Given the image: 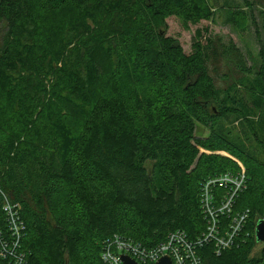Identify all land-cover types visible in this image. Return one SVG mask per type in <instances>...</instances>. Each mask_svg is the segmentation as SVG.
<instances>
[{
  "label": "trees",
  "instance_id": "obj_1",
  "mask_svg": "<svg viewBox=\"0 0 264 264\" xmlns=\"http://www.w3.org/2000/svg\"><path fill=\"white\" fill-rule=\"evenodd\" d=\"M217 7V0H0V183L20 206L26 264H105L104 243L115 235L148 248L176 231L196 241L207 228L201 184L239 169L200 149L243 163L248 184L235 211L251 213L237 247L218 255L204 244L203 263L260 264L264 251L253 253L264 216V43L253 77L236 44L207 25ZM228 13V25L247 19ZM174 20L184 32L196 28L189 52L180 34L169 35ZM224 64L221 86L214 73ZM225 122L240 132L232 138ZM198 129L209 135L198 138ZM249 139L262 155L247 152Z\"/></svg>",
  "mask_w": 264,
  "mask_h": 264
},
{
  "label": "built area",
  "instance_id": "obj_2",
  "mask_svg": "<svg viewBox=\"0 0 264 264\" xmlns=\"http://www.w3.org/2000/svg\"><path fill=\"white\" fill-rule=\"evenodd\" d=\"M247 184L248 175L244 169L211 176L201 184L200 202L207 228L196 241L190 240L184 231H176L163 243L148 248L130 238L115 235L104 243L102 261L123 264L122 255L126 254L139 264H156L164 256L171 257L173 264H204L199 255V248L204 244L213 243L218 255L237 247L251 216L250 210L235 211L236 201ZM20 214L19 204L10 200L0 183V259L9 264H26L22 249L25 225ZM261 220L264 221V216ZM246 236L250 234L246 233ZM254 236L256 239L255 233ZM260 264H264V254Z\"/></svg>",
  "mask_w": 264,
  "mask_h": 264
},
{
  "label": "rangeland",
  "instance_id": "obj_3",
  "mask_svg": "<svg viewBox=\"0 0 264 264\" xmlns=\"http://www.w3.org/2000/svg\"><path fill=\"white\" fill-rule=\"evenodd\" d=\"M229 6V10L225 9L226 4ZM218 4V12L215 23H207V25L211 28L210 30L213 34L220 36L223 40V43L228 44L230 41L234 42L236 46L242 52L243 58L245 59V63L247 67L252 69L253 77L255 74L261 69L263 64L262 58V46L264 43V0H217ZM226 5V6H227ZM227 6V7H228ZM245 12L247 19L242 24L241 27H235L234 25H228L227 19L229 17L228 12ZM170 31L169 35L180 34L181 44L186 52H189L192 48L193 40H194V32L196 28H192L190 32H184L179 24L174 20L169 22ZM5 26L0 28V38L3 36V29ZM217 65V64H216ZM230 68L227 65H223L220 67L218 73H214L216 80L219 85L225 86L226 83L223 79L225 74H228ZM233 74L231 81L239 86V89L243 92L242 95L249 101L250 94L241 84L240 75L232 72ZM225 130L232 131V138L235 137L236 134L240 132L239 124L233 122H225L224 125ZM209 134L207 131L202 129H198L197 137L205 138ZM231 139V138H229ZM244 146L249 153H254L262 155L261 148L257 145V143L253 139L243 140ZM201 154H218L224 157H227L233 160L238 165L239 170H246L243 163L237 158L231 156L229 153L223 151H217L215 153L209 152L207 150L201 149ZM151 165V164H149ZM243 167V168H241ZM247 172V170H246ZM264 250V243H258L257 247L254 251L255 257H261Z\"/></svg>",
  "mask_w": 264,
  "mask_h": 264
},
{
  "label": "water",
  "instance_id": "obj_4",
  "mask_svg": "<svg viewBox=\"0 0 264 264\" xmlns=\"http://www.w3.org/2000/svg\"><path fill=\"white\" fill-rule=\"evenodd\" d=\"M255 235L257 243H264V221L261 219L256 224ZM122 261L123 264H139L135 259L126 254L122 255ZM156 264H173V261L171 257L164 256Z\"/></svg>",
  "mask_w": 264,
  "mask_h": 264
}]
</instances>
